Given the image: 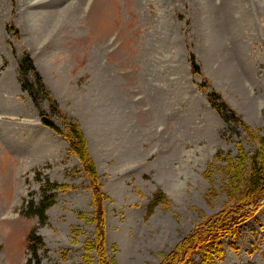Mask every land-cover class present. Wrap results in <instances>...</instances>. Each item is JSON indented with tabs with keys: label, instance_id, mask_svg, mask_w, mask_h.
<instances>
[{
	"label": "rangeland",
	"instance_id": "obj_1",
	"mask_svg": "<svg viewBox=\"0 0 264 264\" xmlns=\"http://www.w3.org/2000/svg\"><path fill=\"white\" fill-rule=\"evenodd\" d=\"M25 53L80 126L84 161L21 89ZM258 152L264 0H0V264L27 263L34 227L43 264H264V197L245 185ZM47 181L62 187L41 224L28 205Z\"/></svg>",
	"mask_w": 264,
	"mask_h": 264
},
{
	"label": "trees",
	"instance_id": "obj_2",
	"mask_svg": "<svg viewBox=\"0 0 264 264\" xmlns=\"http://www.w3.org/2000/svg\"><path fill=\"white\" fill-rule=\"evenodd\" d=\"M9 29V28H8ZM190 65L192 74H201V67L197 62L196 56L192 53L190 54ZM19 71V82L21 89L26 91L34 106L39 111V117L41 124L48 129H51L58 135L64 137V139L69 143L70 149L73 153L78 155L82 161L87 158V154L84 147V139L80 129V126L68 118L65 114L61 112L55 99H53L50 90L45 84L42 75L38 71L33 61V58L29 53H25L18 62ZM207 84V82H205ZM48 101L50 110H45L42 102ZM208 102L213 110H215L218 115L225 121L226 124L232 122H237L244 128L246 125L237 116V114L226 104V102L221 98V96L214 90L208 94ZM59 115L64 120H68L67 128L68 132H64L60 126H58L52 118V115ZM262 153L258 152L252 157L251 163L252 168L250 174L246 178V187L249 189L248 200L261 199L264 197V158ZM262 157V158H261ZM263 164V165H262ZM92 171H94L92 166ZM39 176L40 174L37 173ZM62 185L47 181L42 189V200L36 205L34 202H29L28 209L31 214L38 217L41 224L47 221V210L55 203L56 191L61 188ZM251 197V198H250ZM161 201V192H158L151 199L149 204V212L151 213L153 209ZM259 208L257 204L248 206L244 210H240L239 215L234 216L231 219L230 226L227 227L224 232H235V226L247 218L251 217ZM245 213V216L241 217V214ZM240 217L237 221L236 217ZM233 221V222H232ZM37 227H34L28 236V249L31 254V258L28 259L26 264H43L40 257L39 251L45 248L43 238L37 233ZM45 251H47L45 249Z\"/></svg>",
	"mask_w": 264,
	"mask_h": 264
},
{
	"label": "bare ground",
	"instance_id": "obj_3",
	"mask_svg": "<svg viewBox=\"0 0 264 264\" xmlns=\"http://www.w3.org/2000/svg\"><path fill=\"white\" fill-rule=\"evenodd\" d=\"M223 4H224V3H223ZM222 6H223V5H222ZM215 47H216V43H215ZM213 49H215V48H213ZM213 49H212V47L210 48V52H209L210 54H213V53H211V50H213ZM214 51H215V50H214ZM214 51H212V52H214ZM216 54H217V53H216ZM213 55H215V53H214ZM210 56H211V55H210ZM210 60H211V59H210ZM206 62H207V61H206ZM223 62H224V61H223ZM221 63H222V62H221ZM223 64H224V63H223ZM220 68H221V67H220ZM222 72H225V70L223 69ZM221 79H222V78H221ZM58 86H59V85H58ZM94 114H95V113H94ZM115 123H116V122H115ZM113 126H115V125H113ZM113 131H114V130H113ZM119 140H120V139H119ZM121 145H122V144H121Z\"/></svg>",
	"mask_w": 264,
	"mask_h": 264
}]
</instances>
